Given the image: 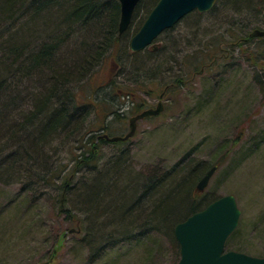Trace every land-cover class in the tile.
<instances>
[{
	"label": "rangeland",
	"instance_id": "374dc122",
	"mask_svg": "<svg viewBox=\"0 0 264 264\" xmlns=\"http://www.w3.org/2000/svg\"><path fill=\"white\" fill-rule=\"evenodd\" d=\"M242 1L243 6L237 2L240 8L236 7V0H224L213 12L201 16L188 14L155 40L159 50L156 56L151 52L154 45L138 51L139 56L129 54L132 58L139 57L134 63L124 57L121 64L118 57L125 51L119 44L101 51L98 42L103 37L101 34L94 36L95 33L90 36L93 29L76 31L79 33L74 35L49 17H43L39 22L47 27L44 29L48 33L44 31L34 46L37 51L45 42L66 38L62 52L70 49L77 59L70 63L71 66L81 70L86 63L90 71L94 70L83 79L84 87L89 91L92 89L90 84L96 88V93L90 96L93 106L88 129L102 137L125 135L132 116L163 102L162 112L138 120L131 138L107 139L104 143L96 139L99 154L103 155L98 172L104 164V168L110 167L118 161L123 168L130 169L134 180L137 177L144 180L152 175H164L180 160L185 163L193 159L199 165L203 162L202 165L207 163L208 166L220 164L208 186L198 190L199 195L213 200L220 195L234 194L241 217L227 240L226 250L264 256V39L256 35L244 38L234 49L225 51L233 42V36L227 32L229 27L243 37L251 32L250 28L255 30V21L259 22L261 30L264 29V3L253 0L251 11L255 12L248 15L241 12V8L249 0ZM212 40H216L220 48L210 56L212 60L227 52L223 65L211 64V58L205 63L200 60L192 63L188 56L185 57ZM127 46L130 49L129 41ZM158 64H162L168 73L152 78L145 77L143 70H140L142 73L134 70ZM173 76H182L183 85L172 82ZM114 80L116 90L110 87ZM116 84L122 92H118ZM84 87H77L81 100L87 98ZM129 91L133 94H127ZM57 142L55 145L59 148L62 138ZM78 143L73 142V145ZM56 149L51 152L53 158L49 163L53 164L58 155L64 157L61 165L67 163L69 159L65 156L70 158V153H66L65 148L62 151ZM73 163L75 161L68 164L66 173L72 172ZM82 172L87 171L83 169ZM71 181L72 185L76 182ZM130 182L126 183L130 185ZM124 183L119 184L123 186ZM38 186L35 191L27 190L19 181L0 179V264H36L50 259V264H177L179 261L176 242L144 224L132 225L129 230L117 229L111 224L101 235L93 236L105 215L96 218V227H91L92 216L82 200L70 199L69 206L89 212L78 210L79 216L70 222L59 210L64 191L45 184ZM118 189L113 188L115 198L100 192L94 207H107L106 203L112 199L122 201L125 193L118 196ZM126 205L125 212L135 208L130 206L131 203ZM110 231L115 233L107 236Z\"/></svg>",
	"mask_w": 264,
	"mask_h": 264
},
{
	"label": "trees",
	"instance_id": "16d2710c",
	"mask_svg": "<svg viewBox=\"0 0 264 264\" xmlns=\"http://www.w3.org/2000/svg\"><path fill=\"white\" fill-rule=\"evenodd\" d=\"M157 1L141 0L136 6L130 26L125 32L120 33L121 4L119 0H0V179L5 182L19 181L27 190L35 191L38 185L45 184L49 188L64 191L63 196L67 200V205L62 196L63 204L59 205V210L70 222L77 219L79 211L82 213L89 211L92 216L90 226L96 227L95 219L105 215L106 218L97 225L99 232L95 229L93 236L102 233L103 229L109 228L111 224L121 230L125 228L129 230L132 225L144 224L149 229H157L172 238L177 244L180 256V245L174 233L175 225L212 201L210 198L200 197L197 184L214 164L208 166L207 163L202 165L203 162H201L199 165L193 159L185 163L180 160L164 175L159 177L152 175L144 180L142 177L134 180L130 169L123 168L118 161L110 167L107 165L104 168V164L102 171L98 172L99 163L103 158V155L99 154L98 142L104 143L107 138L88 129V120L93 106L90 96L96 93V88L90 84L92 89L89 91L87 87H84L85 80H83L85 74L90 72L92 74L94 70L90 71L86 63H84L85 66L82 65L81 70L77 66H71L70 63L76 59L74 54L69 52L70 49L68 52H62V43L66 38L58 42L55 40L45 42L37 51L34 46V43L43 37L44 28L47 29L39 22L43 17H49L59 22L60 26H66V31L74 35L93 29L90 36L95 33L94 36L102 35L103 37L98 42V48H101V51L102 48L109 50L119 44L125 51L118 57L123 64L124 55L127 52L139 55L138 52H129V46L124 48L122 40H125L128 45L130 36L139 30ZM222 1L224 0H218L208 12L193 11L189 15L201 16L213 12ZM239 1L243 6L242 0H236V3ZM253 2L249 0L242 7L243 9L241 8V12L253 14L255 12L251 11ZM260 2L264 3V0ZM240 4L236 7L240 8ZM23 9H25L24 16L31 17L30 20L15 22L19 11ZM105 11L107 13L104 18L102 14ZM260 11L262 12L263 9ZM3 12L5 17H1L4 15ZM253 24L255 29H260L259 22L255 21ZM106 25L112 27L117 33L115 39L114 37L110 39L109 34L105 32ZM231 28L229 27L227 32L233 36V42L225 50L227 52L229 49H234L237 42L254 37L251 35L254 29L250 28L251 32H248L247 37H243L237 30L232 32ZM218 47L219 43L212 40L210 43L201 44L200 48L194 49L185 57L188 56L192 63L199 60L205 63L210 60V56L215 51H220ZM158 51L156 48L151 49L155 56ZM227 52L225 56H217L214 60L211 58L210 63L217 66L223 65L222 60L228 57ZM160 63L164 64V62ZM162 64L146 68L144 76L155 78L167 72ZM172 78V82L177 86L183 85L182 76ZM26 80H29L28 83H25ZM115 82V80L110 82L111 89L116 90ZM116 85L119 87V84ZM79 86L86 89L82 88L86 91L87 98L81 100L82 97H78L77 87ZM120 91L122 92L121 87L118 88V92ZM127 94L131 95L133 92L129 91ZM61 138L63 142L58 148L55 143ZM76 141L79 143L74 146L73 142ZM64 148L66 153H70V158L65 156L69 159L67 163L61 165L64 157L59 155L53 164L49 163L53 158L51 152L54 149L62 151ZM72 161L75 163H73L72 172L68 174L65 169ZM83 169L87 172H82ZM79 173L81 174L77 175ZM72 179L76 180L73 185ZM120 182L125 183L121 186ZM126 182L131 184L128 185ZM115 187L119 188L118 196L125 193L126 198L125 196L121 198L122 201L112 199L106 203L107 207H94L96 200L100 198V192L106 193L109 198H115L113 193ZM141 191L140 195L133 194ZM195 194L199 197L196 198ZM70 199L82 200L88 211L85 212L83 209L78 211L76 207L69 206ZM127 202L132 204L130 206H135L133 211L128 209L129 211L125 212ZM114 233L107 232V236Z\"/></svg>",
	"mask_w": 264,
	"mask_h": 264
},
{
	"label": "water",
	"instance_id": "95a60500",
	"mask_svg": "<svg viewBox=\"0 0 264 264\" xmlns=\"http://www.w3.org/2000/svg\"><path fill=\"white\" fill-rule=\"evenodd\" d=\"M121 18L119 30L124 32L131 24L136 6L141 0H119ZM217 0H158L149 15L132 36L130 47L138 52L150 45L166 30L174 27L183 17L192 11L211 10ZM251 35L263 36L264 30L255 29ZM164 110L163 102L150 107L130 118V129L125 135L109 136L111 141L127 140L135 135L137 122L146 116L155 115ZM218 166L213 165L201 177L198 190H204ZM241 209L234 194L221 195L203 209L189 215L175 225V237L180 245V259L177 264H264V256L229 249L226 242L239 225ZM49 261L36 264H50Z\"/></svg>",
	"mask_w": 264,
	"mask_h": 264
},
{
	"label": "bare ground",
	"instance_id": "6f19581e",
	"mask_svg": "<svg viewBox=\"0 0 264 264\" xmlns=\"http://www.w3.org/2000/svg\"><path fill=\"white\" fill-rule=\"evenodd\" d=\"M120 2V1H119ZM19 10V9H18ZM17 10V11H18ZM23 11H24V9L22 10V11H19V14H18V17H16V19L14 20L15 22L17 21V22H23V21H27V20H30V18L31 17H25L24 16V14H23ZM2 14H4V15H2L1 17H5V13L3 12ZM102 16H104V14H102ZM121 18V17H120ZM11 22H9V24H10ZM119 25H120V22H119ZM105 27H107V28H105V32L107 33V34H109V38L110 39H112V37H114V39L116 38L115 36H117V33L114 31V29L112 28V27H109L108 25H106ZM126 31V30H125ZM124 31V32H125ZM119 32H120V30H119ZM121 33V32H120ZM123 33V32H122ZM134 35V34H133ZM133 35H131L130 36V38H129V44H130V42H131V38H132V36ZM122 45H123V47L124 48H126L127 47V44H126V42H125V40L123 41L122 40ZM154 48H157V47H154ZM130 49H131V47H130ZM132 50V49H131ZM133 52H135V51H133ZM130 53H126V55H124V57L126 58L127 57V60L128 61H132V63H134V61L135 60H138V58H135V57H130V55H129ZM139 60H145V59H139ZM137 66V65H136ZM146 68L147 67H144V68H135L134 70H136L138 73H142L140 70H143L144 71V73L146 72L145 70H146ZM115 136V135H114ZM218 166V165H217Z\"/></svg>",
	"mask_w": 264,
	"mask_h": 264
}]
</instances>
